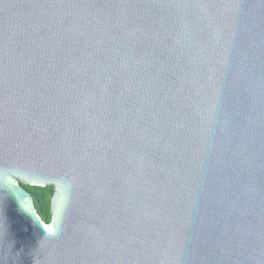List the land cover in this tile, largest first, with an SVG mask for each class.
<instances>
[{
	"label": "water",
	"instance_id": "obj_1",
	"mask_svg": "<svg viewBox=\"0 0 264 264\" xmlns=\"http://www.w3.org/2000/svg\"><path fill=\"white\" fill-rule=\"evenodd\" d=\"M0 264H264V0H0Z\"/></svg>",
	"mask_w": 264,
	"mask_h": 264
},
{
	"label": "trees",
	"instance_id": "obj_2",
	"mask_svg": "<svg viewBox=\"0 0 264 264\" xmlns=\"http://www.w3.org/2000/svg\"><path fill=\"white\" fill-rule=\"evenodd\" d=\"M32 196L37 214L46 224L52 220L51 199L54 194L52 186L40 187L21 184Z\"/></svg>",
	"mask_w": 264,
	"mask_h": 264
}]
</instances>
